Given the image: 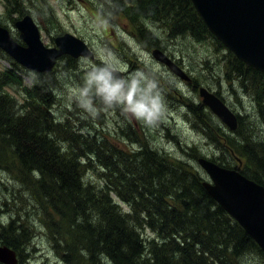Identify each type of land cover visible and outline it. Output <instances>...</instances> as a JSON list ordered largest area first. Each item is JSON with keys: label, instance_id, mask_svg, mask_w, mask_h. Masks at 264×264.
<instances>
[{"label": "trees", "instance_id": "obj_1", "mask_svg": "<svg viewBox=\"0 0 264 264\" xmlns=\"http://www.w3.org/2000/svg\"><path fill=\"white\" fill-rule=\"evenodd\" d=\"M111 1L150 45L160 46L145 24L148 19L161 22L171 37L188 35L198 41L214 38L226 48L209 30L191 0H136L131 4ZM11 12L23 15L24 9ZM229 54L232 69L242 83L250 80L255 89L264 83V73L231 51ZM62 58L76 62L70 56ZM10 60L13 67L6 68L0 78V147L13 146L21 165L38 173L35 184L60 217L62 255L68 264H101L103 259L111 264H244L248 253L264 258L253 237L207 191L205 177L198 169L187 162H168L150 148L132 154L122 149L114 151L119 161H112L99 150L87 153L78 135L73 134V127L68 130L65 124L55 123L43 106L44 93L52 98L56 79L50 72L38 73L39 84L23 85L22 72L28 71ZM13 85L22 86L35 103H27L26 95V105H18V100L5 89L15 88ZM261 100L258 104L264 107ZM189 106L190 111L203 113L202 104ZM237 114L236 135L246 119ZM241 137H227L222 151L236 159L246 158L244 165L213 161L238 168L264 186V142L254 139L251 133ZM63 142L69 143L65 149L60 144ZM1 151L0 156L4 150ZM86 155L105 169L103 178H108L104 186L84 180L87 164L81 160ZM110 191L130 210H124ZM147 228L153 237L144 235ZM29 237L30 231L12 220L2 228L0 243L21 256L22 244L28 243Z\"/></svg>", "mask_w": 264, "mask_h": 264}, {"label": "rangeland", "instance_id": "obj_2", "mask_svg": "<svg viewBox=\"0 0 264 264\" xmlns=\"http://www.w3.org/2000/svg\"><path fill=\"white\" fill-rule=\"evenodd\" d=\"M10 1L0 0V25L7 27L16 39L20 38L16 20L29 14L39 25L46 46H54L56 36L70 32L84 39L93 49L94 58H74L75 64L62 57L58 60V65L49 73L57 81L52 86V98L45 92L43 101L44 108L55 123L65 124L68 130L73 127V134L78 135L79 143L87 153L99 150L112 161H119L114 151L122 149L132 154L150 148L160 152L168 162L190 163L208 179L194 156L244 165L246 158H241L240 163L238 159L227 156L226 152L224 154L222 143L225 139L232 137L238 140L241 135L251 133L254 139L264 142V107L258 104L259 98L264 104V83L257 89L250 80L242 83L232 69L230 50L221 47L216 39L198 41L188 35L171 37L161 22L148 19L145 24L156 35L160 46L150 45L138 36L132 21L120 13L111 0ZM124 1L128 4L136 2ZM18 8L24 9L23 15L11 12ZM156 47L175 60L191 77V81L183 80L167 65L155 59L152 51ZM9 57L0 48V78L6 68L13 67L10 58L14 59ZM105 62L116 66L124 75L143 72L158 82L164 112L157 126L145 127L138 121L126 118L118 109L104 111L97 105V113L89 115L78 106L75 93L83 84L84 75ZM18 64L28 71L22 72L23 85L31 87L34 83L39 84L36 77L39 72ZM13 86L16 89H5L18 100V105L25 106L27 97V103H35V98L26 93L22 86ZM201 86L214 92L236 114L245 116V123L237 131L239 137L203 103L199 93ZM192 104H202L203 113L190 111L189 105ZM60 144L65 149L69 143ZM75 145L73 141L72 146ZM0 149L4 150L0 156V234L2 228L12 220L30 231L28 243L22 244L21 256L17 254L18 264H68L62 255L60 217L35 184L34 180L39 179L38 173L21 165L13 146ZM87 155L81 160L87 164L84 180L104 186L108 178H103L106 176L105 169L94 158L89 160ZM110 195L124 210H130V206L124 204L116 193L110 191ZM144 235L154 236L148 228ZM101 264L111 262L103 259ZM244 264H264V258L248 253Z\"/></svg>", "mask_w": 264, "mask_h": 264}, {"label": "water", "instance_id": "obj_3", "mask_svg": "<svg viewBox=\"0 0 264 264\" xmlns=\"http://www.w3.org/2000/svg\"><path fill=\"white\" fill-rule=\"evenodd\" d=\"M191 1L218 40L238 59L264 73V0ZM15 25L22 42L15 39L7 27L0 25V48L30 70L50 72L63 55L95 57L89 44L70 32L56 36L54 46H46L38 24L29 14L18 19ZM152 54L180 78L191 81L187 72L161 48H154ZM199 93L203 103L215 115L231 130L237 129V114L219 96L204 86L199 88ZM198 163L208 175L204 181L207 191L264 251V186L238 168L222 166L207 157H199ZM18 261L13 248L0 245L1 263L18 264Z\"/></svg>", "mask_w": 264, "mask_h": 264}, {"label": "clouds", "instance_id": "obj_4", "mask_svg": "<svg viewBox=\"0 0 264 264\" xmlns=\"http://www.w3.org/2000/svg\"><path fill=\"white\" fill-rule=\"evenodd\" d=\"M75 100L89 115L97 113V105L104 111L118 109L126 118L149 128L158 125L164 112L163 98L154 78L143 72L124 75L107 62L86 72Z\"/></svg>", "mask_w": 264, "mask_h": 264}, {"label": "bare ground", "instance_id": "obj_5", "mask_svg": "<svg viewBox=\"0 0 264 264\" xmlns=\"http://www.w3.org/2000/svg\"><path fill=\"white\" fill-rule=\"evenodd\" d=\"M59 155V154H58Z\"/></svg>", "mask_w": 264, "mask_h": 264}]
</instances>
